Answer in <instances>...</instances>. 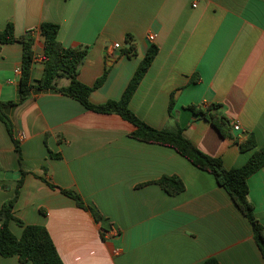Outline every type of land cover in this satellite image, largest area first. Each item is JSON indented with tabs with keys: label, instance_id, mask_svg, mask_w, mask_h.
Masks as SVG:
<instances>
[{
	"label": "crops",
	"instance_id": "obj_1",
	"mask_svg": "<svg viewBox=\"0 0 264 264\" xmlns=\"http://www.w3.org/2000/svg\"><path fill=\"white\" fill-rule=\"evenodd\" d=\"M8 22L17 36L34 32L33 83L44 71L43 22L59 24L65 46L88 45L79 79L92 86L107 72L90 95L96 104L121 98L155 43L159 52L130 102L141 120L158 129L179 124L228 168L248 161L253 150L240 143L251 133L264 147V0H0V29ZM129 35L134 55L123 50ZM0 46V99L15 101L23 45ZM211 103L240 124L232 138L187 108ZM14 120L24 133L22 160L0 118V208L26 171L13 213L45 226L64 264H264L252 224L215 176L172 147L131 137L136 127L121 115L56 92L17 104ZM164 175H178L185 189L169 194L155 182ZM248 183L264 225V165ZM60 188L79 193L102 219ZM10 228L21 236L14 220ZM0 264L32 263L0 255Z\"/></svg>",
	"mask_w": 264,
	"mask_h": 264
},
{
	"label": "trees",
	"instance_id": "obj_2",
	"mask_svg": "<svg viewBox=\"0 0 264 264\" xmlns=\"http://www.w3.org/2000/svg\"><path fill=\"white\" fill-rule=\"evenodd\" d=\"M59 28V24L53 22H43L41 24L40 30L44 37V71L36 83L31 81L35 61L33 48L35 42L34 32L28 31L17 36L12 22H8L5 28L0 29V43L18 41L23 45L20 75L21 96L18 104H22L32 97L34 89L56 88L58 92L78 100L89 110L121 115L136 127L130 134L131 137L172 147L198 168L213 174L218 184L227 190L238 208L249 219L253 227L255 240L264 257V225L256 216L254 204L249 198L248 179L264 165V147L259 146L255 134L251 133L244 142L240 143L243 150H253L248 161L242 166L228 168L221 157L209 155L195 145L184 134V130L179 124L176 129H158L141 120L130 108V102L159 52V46L155 43H151L148 47L146 55L141 60L120 99H109L99 104L93 103L90 95L95 88L103 84L107 72L105 71L92 86L82 82L79 79V71L89 52V46H65L58 39ZM128 42L130 46L124 47L123 50L129 55H134V44L130 35L128 36ZM61 79H68L69 83L67 85H59V80ZM197 80V78L193 79V81ZM175 102L173 93L169 104V112L172 111ZM13 104H16V101H3L0 99V118L5 123L7 131L13 139L21 161V139L18 137L15 120L4 111L6 106ZM187 108L194 114L201 115L211 121L222 136L233 137L234 122L221 112L222 105L220 103H211L206 109L196 104H190ZM26 173V171L22 170V177L17 182L14 196L5 201L0 208V255H17L23 263L64 264L48 229L39 224H26L13 213ZM155 182L160 184L171 195L179 194L185 189V183L178 175H164ZM50 185L57 187L54 184ZM60 189L64 194L75 199L78 206L90 210L96 221L102 219V215L94 207L87 204L79 193L71 189ZM11 220L23 227L21 236L18 237L11 230ZM205 263L220 264L213 258L207 259Z\"/></svg>",
	"mask_w": 264,
	"mask_h": 264
},
{
	"label": "water",
	"instance_id": "obj_3",
	"mask_svg": "<svg viewBox=\"0 0 264 264\" xmlns=\"http://www.w3.org/2000/svg\"><path fill=\"white\" fill-rule=\"evenodd\" d=\"M129 46V45H127ZM21 83L19 81L18 83V88H17V93H16V104H13V105H8L4 108V111L11 116V118L14 120V113H15V110L17 108V104L19 103L20 101V96H21ZM58 92V90L56 88H50V89H34L33 90V94H40V93H56Z\"/></svg>",
	"mask_w": 264,
	"mask_h": 264
},
{
	"label": "built area",
	"instance_id": "obj_4",
	"mask_svg": "<svg viewBox=\"0 0 264 264\" xmlns=\"http://www.w3.org/2000/svg\"><path fill=\"white\" fill-rule=\"evenodd\" d=\"M155 38H156V34H155V33H150V34L148 35V39H149L150 41H154ZM113 47H114V48H123V45H122L121 43H119V42H116V43H114ZM42 60L44 61V57H43ZM15 72H16L18 75H21V68H20V67L16 68V69H15ZM240 128H241V127H240V124H239L238 122L233 123V129H234L235 131L239 130ZM18 137H19L20 139L24 138V133H19V134H18Z\"/></svg>",
	"mask_w": 264,
	"mask_h": 264
}]
</instances>
